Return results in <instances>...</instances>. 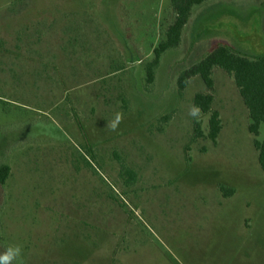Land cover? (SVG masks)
Masks as SVG:
<instances>
[{
	"label": "rangeland",
	"instance_id": "obj_1",
	"mask_svg": "<svg viewBox=\"0 0 264 264\" xmlns=\"http://www.w3.org/2000/svg\"><path fill=\"white\" fill-rule=\"evenodd\" d=\"M173 22L170 0H0V167L11 169L0 252L21 245L24 264H264V127L250 133L223 70L212 91L199 77L178 88L219 46L264 54V0L196 8L148 86ZM198 94L214 97L216 143L210 115H188Z\"/></svg>",
	"mask_w": 264,
	"mask_h": 264
},
{
	"label": "trees",
	"instance_id": "obj_2",
	"mask_svg": "<svg viewBox=\"0 0 264 264\" xmlns=\"http://www.w3.org/2000/svg\"><path fill=\"white\" fill-rule=\"evenodd\" d=\"M174 13V22L168 27L166 38L154 51V61L146 66V84L154 85L156 69L162 57L170 50L181 46L184 31L196 8L207 4L210 0H170ZM223 70L234 78L240 95L248 109L251 126L250 133L259 138L264 127V54L258 58H248L236 53L228 46L217 47L209 56L198 64L184 71L178 78V88L184 92L189 82L194 78H201L209 90L214 89V71ZM214 97L212 94H198L194 104L202 109V115H210L208 138L216 143L222 132L220 114L213 111ZM168 118L165 119L167 121ZM201 124H197V134L203 137ZM255 147L259 153V164L264 173V139L256 140ZM11 169L8 165L0 167V185H5L10 177ZM131 182L135 176L128 173ZM224 196L230 197L233 191L222 189Z\"/></svg>",
	"mask_w": 264,
	"mask_h": 264
},
{
	"label": "clouds",
	"instance_id": "obj_3",
	"mask_svg": "<svg viewBox=\"0 0 264 264\" xmlns=\"http://www.w3.org/2000/svg\"><path fill=\"white\" fill-rule=\"evenodd\" d=\"M188 115L193 119L199 120L202 115V109L193 104L188 109ZM124 114L122 111H115L112 118L107 120V129L117 131L120 124L123 122ZM0 264H24L23 247L21 245H9L0 252Z\"/></svg>",
	"mask_w": 264,
	"mask_h": 264
}]
</instances>
